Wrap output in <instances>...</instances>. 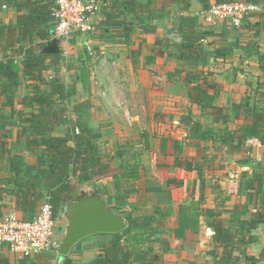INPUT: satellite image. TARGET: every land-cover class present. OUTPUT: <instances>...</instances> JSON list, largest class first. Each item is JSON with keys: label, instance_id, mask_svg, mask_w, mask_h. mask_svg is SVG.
Wrapping results in <instances>:
<instances>
[{"label": "crops", "instance_id": "obj_1", "mask_svg": "<svg viewBox=\"0 0 264 264\" xmlns=\"http://www.w3.org/2000/svg\"><path fill=\"white\" fill-rule=\"evenodd\" d=\"M203 2L214 0H190L184 12L205 35L196 62L181 60L174 48L182 13L174 4L154 20V33L135 28L128 43L110 32L100 11L93 33L60 40L63 54L58 65L45 70L41 88L48 90L52 71L51 77L71 95L63 121L51 134L63 137L71 125L92 132L110 173L90 183L113 210L137 219L140 225L123 241L140 245L152 264H215L224 248L213 239L216 220L234 242L243 241L234 243L232 264H262L264 251L257 252L259 240L251 234L260 223L251 224L264 216V144L239 138L252 115L264 119V0H252L255 11L239 27L229 28L224 22L209 24ZM16 16L14 8L4 7L0 26L14 24ZM221 43L233 45L225 61L215 60ZM23 44L34 45L32 39ZM4 55L0 52V61ZM205 76L220 88L212 102L220 115L190 100L188 85ZM31 83H22L12 106L0 92V118L14 123L6 132L9 156L26 153L27 135L17 113L36 112V106L19 104ZM259 128L264 135V121ZM35 162L26 157L27 166ZM11 177L7 160L0 159V218L7 213L21 217ZM106 240L89 236L54 264H87ZM0 252L9 264L18 263L2 248Z\"/></svg>", "mask_w": 264, "mask_h": 264}, {"label": "trees", "instance_id": "obj_2", "mask_svg": "<svg viewBox=\"0 0 264 264\" xmlns=\"http://www.w3.org/2000/svg\"><path fill=\"white\" fill-rule=\"evenodd\" d=\"M236 1L251 3L252 0H214L213 4L203 2L205 10L213 5L227 4ZM255 2V1H253ZM190 0H106L100 9L105 21L110 24V32L118 33L123 42H129L135 28L142 32L154 33L155 19L171 5H176L180 11L176 25L178 41L174 45L178 57L183 61L196 62L203 54L202 42L204 32L198 30L196 19L184 15L189 8ZM53 0H0V11L4 7L14 8L17 16L14 24L0 26V52L4 53L0 61V92L6 96L12 106L18 88L22 85L21 75L32 81L27 85L30 91L20 99L24 107L36 106L35 113L25 115L18 111V124L23 126L27 135L26 153L9 156L10 143L7 130L14 123L0 118V159L8 162V172L12 192L16 198V211L22 219H31L39 204L48 198L53 209V216L58 217L59 210L67 206L72 187L70 180L75 178L81 183L93 182L106 178L110 166L99 155L98 142L88 128L80 127L79 133H74L70 126L63 137L53 136V128L63 121L65 102L71 95L63 84L56 83L51 77L48 90L41 85L46 83L44 72L51 66L59 64L60 55H43L38 51L52 40L53 21L51 8ZM32 39V46L23 43ZM156 44L158 42L156 41ZM233 45L221 43L215 47V60L225 61L232 55ZM20 62V68L17 66ZM51 63V64H50ZM216 84H210L206 76L199 78L194 85H188L190 100L198 104L202 110H211L221 114V109L213 106V99L219 93ZM82 106V105H81ZM222 117V116H221ZM223 118V117H222ZM264 121L263 115L254 114L251 121L242 127L239 141L246 138H257L264 144V135L259 125ZM26 157L36 159L35 166H27ZM99 192V190H97ZM126 228L114 234H98L107 237L105 243L98 245V255L87 264H152L149 254L143 251L137 243L128 246L123 236L140 225L137 219L125 216ZM264 221V216H257L251 227ZM232 234L224 228L221 221L213 223V239L224 245L221 256L215 264H232L234 242ZM51 253L41 254L34 261L19 260L17 264H54ZM63 257H59L62 259ZM65 258V257H64ZM63 258V259H64ZM0 264H9L8 258L0 252ZM63 264H70L68 261ZM160 264V263H157Z\"/></svg>", "mask_w": 264, "mask_h": 264}, {"label": "built area", "instance_id": "obj_3", "mask_svg": "<svg viewBox=\"0 0 264 264\" xmlns=\"http://www.w3.org/2000/svg\"><path fill=\"white\" fill-rule=\"evenodd\" d=\"M104 2L105 0H53V37L67 41L74 33H93L94 19ZM255 9L256 6L252 3L243 1L219 4L207 10L205 19L212 26L224 22L227 28L239 27ZM74 133L78 134L79 130L75 128ZM58 222L59 219L53 216L48 198H44L29 220L22 219L16 213H7L0 218V248L18 261H31L41 254L56 253L61 241Z\"/></svg>", "mask_w": 264, "mask_h": 264}, {"label": "water", "instance_id": "obj_4", "mask_svg": "<svg viewBox=\"0 0 264 264\" xmlns=\"http://www.w3.org/2000/svg\"><path fill=\"white\" fill-rule=\"evenodd\" d=\"M38 54L62 55L61 41L53 38L42 47ZM72 190L66 209L59 217L63 223L61 241L56 248L60 257H65L81 240L97 234H114L126 228L125 216L113 210L104 196L90 182L81 183L71 179ZM259 240L257 252L264 251V222L251 233Z\"/></svg>", "mask_w": 264, "mask_h": 264}, {"label": "rangeland", "instance_id": "obj_5", "mask_svg": "<svg viewBox=\"0 0 264 264\" xmlns=\"http://www.w3.org/2000/svg\"><path fill=\"white\" fill-rule=\"evenodd\" d=\"M243 2H245V1H243ZM246 3H248V2H246ZM62 41V40H61ZM17 66L19 67V69H21L20 67V62H19V60H17ZM50 74V76L48 75V82H49V80L51 79V75H53L54 74V72H50L49 73ZM45 76H47L46 74H45ZM21 80H22V83L23 84H25V86H26V81H27V78H25V77H23L22 75H21ZM28 85V84H27ZM9 141V140H8ZM66 209V206L65 207H63L61 210H59V213L61 212V211H64ZM58 219H59V222H58V226L60 227V233H61V231H62V227H63V223H62V221H61V219H60V217H59V214H58V217H57ZM51 255H53L55 258H54V260H56V258L57 257H59L58 255H57V253H51ZM66 257V256H65ZM63 259V258H62Z\"/></svg>", "mask_w": 264, "mask_h": 264}]
</instances>
